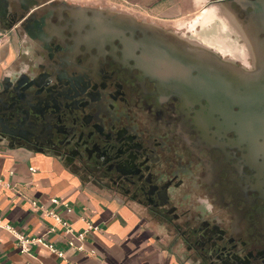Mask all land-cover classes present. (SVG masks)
Returning a JSON list of instances; mask_svg holds the SVG:
<instances>
[{
    "label": "flooded vegetation",
    "instance_id": "1",
    "mask_svg": "<svg viewBox=\"0 0 264 264\" xmlns=\"http://www.w3.org/2000/svg\"><path fill=\"white\" fill-rule=\"evenodd\" d=\"M256 0L159 28L101 4L0 0V145L121 195L192 264H264V22ZM150 24V25H149Z\"/></svg>",
    "mask_w": 264,
    "mask_h": 264
},
{
    "label": "crops",
    "instance_id": "2",
    "mask_svg": "<svg viewBox=\"0 0 264 264\" xmlns=\"http://www.w3.org/2000/svg\"><path fill=\"white\" fill-rule=\"evenodd\" d=\"M88 4H120L159 17H177L179 0H87ZM163 3H165L163 5ZM183 5V4H182ZM11 57L0 48V81L6 75ZM35 169L32 172L31 169ZM68 202L72 211L55 206L52 199ZM33 202L45 210L33 206ZM53 210L77 232L88 223L99 229L86 235L82 250L70 249L62 227L48 233L55 220ZM0 216L27 238L44 236L45 241L67 254L71 264H192L160 238L153 221L128 204L118 194L84 182L58 157L28 149L0 145ZM16 237L0 227V264H64L43 245L21 253Z\"/></svg>",
    "mask_w": 264,
    "mask_h": 264
},
{
    "label": "rangeland",
    "instance_id": "3",
    "mask_svg": "<svg viewBox=\"0 0 264 264\" xmlns=\"http://www.w3.org/2000/svg\"><path fill=\"white\" fill-rule=\"evenodd\" d=\"M68 2H72L74 4H88L87 0H65ZM216 1L219 0H179L181 4L180 8L182 9L181 13L177 17L164 18L159 17L158 15H154L151 13H142L133 10L134 8H129L126 6H120V4H110L113 8H117L122 12H127L132 19H136L137 17L143 19L159 28V25L162 24L167 27H177L186 29H190V27H194L196 24H200L201 26H206L209 23L214 22L217 17H219L220 4ZM257 1V0H256ZM255 1V2H256ZM252 6L254 7V3ZM165 3H163L164 5ZM183 4V5H182ZM254 9H256L254 7ZM256 11V10H255ZM256 13V12H255ZM258 21V20H257ZM149 24V25H150ZM0 38H4V35L0 36Z\"/></svg>",
    "mask_w": 264,
    "mask_h": 264
},
{
    "label": "built area",
    "instance_id": "4",
    "mask_svg": "<svg viewBox=\"0 0 264 264\" xmlns=\"http://www.w3.org/2000/svg\"><path fill=\"white\" fill-rule=\"evenodd\" d=\"M32 172H35V169H31ZM52 203L55 206H63L67 212H71L72 206L68 202L61 201L59 199H52ZM33 206L42 210H45L44 207L38 205L37 203L33 202ZM47 215L52 217L55 220V226L50 228L47 232L52 233L56 231V227H62L63 228V234L68 238L67 244L70 247V249H76V250H82V243L86 239V235L92 231L98 230L99 228L92 223L87 224V228L83 232H77L73 229L72 225L65 220L60 214L56 213L53 210H46ZM0 227L5 228L7 231L12 233L17 241L16 245L20 249L21 253H29L31 250V247L34 245H43L46 248H48L53 254L57 255L59 259L63 261L64 264H71L70 261L67 258V254L65 251L59 249L53 244H50L45 241V237H37V238H27L25 235L18 233L11 225H6L3 223L1 216H0Z\"/></svg>",
    "mask_w": 264,
    "mask_h": 264
},
{
    "label": "water",
    "instance_id": "5",
    "mask_svg": "<svg viewBox=\"0 0 264 264\" xmlns=\"http://www.w3.org/2000/svg\"><path fill=\"white\" fill-rule=\"evenodd\" d=\"M254 7L256 8V17H257V20L259 22H264V0H257L255 3H254ZM124 16L126 18H129L131 20H134L132 19V17H130V15L127 13V12H123Z\"/></svg>",
    "mask_w": 264,
    "mask_h": 264
}]
</instances>
